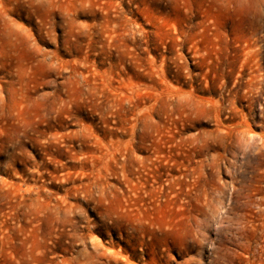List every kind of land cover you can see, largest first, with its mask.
<instances>
[{
  "label": "rangeland",
  "instance_id": "374dc122",
  "mask_svg": "<svg viewBox=\"0 0 264 264\" xmlns=\"http://www.w3.org/2000/svg\"><path fill=\"white\" fill-rule=\"evenodd\" d=\"M0 264H264V0H0Z\"/></svg>",
  "mask_w": 264,
  "mask_h": 264
}]
</instances>
